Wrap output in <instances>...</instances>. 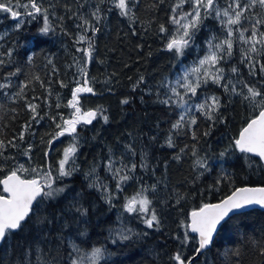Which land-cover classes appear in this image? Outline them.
<instances>
[{"label":"trees","instance_id":"16d2710c","mask_svg":"<svg viewBox=\"0 0 264 264\" xmlns=\"http://www.w3.org/2000/svg\"><path fill=\"white\" fill-rule=\"evenodd\" d=\"M19 2L23 5L28 0ZM38 2L48 10L50 32L46 36L38 32L43 26L42 15H24L22 7H15L16 0L11 6L22 13L19 29L17 19L0 11V84L7 85L0 89V179L21 166L27 171L18 174L25 178L35 176L33 169L50 171L56 178L53 187L64 191L53 198L37 199L39 204L34 203L22 230L0 244V264H71L69 254L72 258L77 255L73 245L79 247L81 255L93 247L106 248L110 255L106 254L99 264H175L170 257L178 250L190 258L197 248V238L189 233L194 239L182 244L188 229L181 222L188 223L192 210L220 201L235 187L264 186L261 161L234 147L239 131L259 108L231 92L234 85L237 92L247 95V84L264 93V73L259 65L256 74L250 75L247 62H242L251 43L239 39L240 30L248 29L244 33L247 38L252 24L264 20V7L253 5L252 0H239L242 8L245 4L249 7L244 9L240 24L231 26V57L211 49L224 56L216 65L224 70L223 79L218 84L211 80L202 84L195 97L189 93L186 98L193 107L188 116H195L197 123L173 129L183 109L162 101L172 95V87L183 93L176 81L209 54V41L219 44L229 38L221 20H227L224 9L234 16L228 7L233 0H216L214 7L221 10V17L216 18L213 11L203 19L181 56L166 48L177 34L171 18L179 0H128V16L121 15L115 0ZM97 7L98 22L92 16ZM177 11H191V5L185 3ZM83 19L99 31L93 33L89 28L84 33L77 27ZM161 26L165 32H161ZM257 27L264 32V24ZM81 34L92 38V58L87 63L83 49L88 41L76 42ZM256 47L261 48L259 44ZM249 55L264 64V49L260 55ZM82 67L87 69L93 93L80 94V107L82 112L97 111V116L90 124L77 125L75 139L65 134L53 140L60 118L70 119L74 111L66 105L77 81L83 82ZM233 67L238 72L233 73ZM195 78V74L189 76L190 80ZM225 84L229 90H225ZM212 96L219 98L220 107L209 120L194 105ZM124 100L128 103H122ZM29 104L37 105L39 115ZM193 133L197 139H193ZM73 144L76 152L65 165V170L73 169L71 175L59 177V161ZM110 159L113 168L122 169L120 175L130 177L119 189V176L114 178L108 168ZM132 164L135 170L128 171ZM93 183L96 186L90 187ZM142 189L151 201L150 209H155L158 227L148 228L145 214L128 213L124 208L127 200ZM0 194H4L1 185ZM77 208L85 209L86 214L81 215ZM121 228L140 235L120 241L117 230ZM262 253L264 210L250 209L226 218L213 244L193 264H264Z\"/></svg>","mask_w":264,"mask_h":264},{"label":"snow or ice","instance_id":"6c2138e0","mask_svg":"<svg viewBox=\"0 0 264 264\" xmlns=\"http://www.w3.org/2000/svg\"><path fill=\"white\" fill-rule=\"evenodd\" d=\"M216 0H179L177 5L173 8L172 23L177 25L176 35L172 36L166 48L169 51H174L177 56L183 55V50L189 45V42L192 40L195 35V30L198 29L199 25L203 22V19H206L214 11L216 18L221 17V10L214 7ZM185 3L191 5V11L187 12H178V9H182ZM258 3L261 7H264V0H252V4L255 5ZM12 0H0V11L10 13L14 19H17L16 28L19 29L23 21L20 19L22 13L14 10L11 6ZM16 8L22 7L25 12L24 15L29 17H35L36 15H42L43 17V26L38 29V32L46 36L50 32V24L48 20V10L42 8L38 0H28V3L21 5L19 0H16ZM115 7L120 10L121 15L128 16L130 13V8L128 7V0H115ZM234 12V16L230 14L228 9L223 10V16L227 17V20H221V23L227 27V39L223 40L219 44H212L209 41V54L206 55L203 59L199 60V65L192 68L189 71H185L183 75L176 81V85L179 88H183L184 91L181 93L177 90V87H172L170 89L171 96L168 99L162 101L165 104L175 103L178 108L183 109V112L179 115L177 121L172 125L173 129L182 128L185 123L190 127L197 123V118L195 116H188V113L191 112L193 104L190 103L188 94L190 93L192 97L197 96V89L201 87L202 84H207L209 80L212 83H219L223 79L222 68L216 67V65L224 59V56L218 54L217 51H212L211 49L215 48L220 52H223L226 56L231 57L233 52V36L232 25H239L243 15L244 9L249 7V4H245L243 8L239 0H233V4L228 6ZM31 9L29 11L28 9ZM201 9L204 10L203 15ZM236 9H240L237 11ZM99 8L92 13L94 19L99 21L100 17L97 15L99 13ZM264 24V20L257 19L251 27V35L245 38L244 33L248 31L247 28L239 31V39L245 43H251V47L244 53L243 61L247 62L250 72V75L256 74L257 65H259V71L264 73V64H261L259 60H256L254 57L250 56L249 53H256L257 55L261 54V49H264V32H261L257 25ZM77 27H82L84 33H87L89 28L92 32L95 33L99 31L95 25L91 24L87 19L82 20L81 25ZM161 32H165L166 29L161 26ZM259 35V39H257ZM92 38L88 37L86 34H81L77 43L88 41V47L83 49L85 57L87 58L86 63L92 58L93 44L91 42ZM259 44L261 48H257L256 45ZM226 46V48H225ZM80 49H78L79 51ZM31 60V56L28 57ZM2 63V61H0ZM207 66V67H205ZM201 69L203 72L201 73ZM81 75L84 77L81 84L80 81H77V86L73 89L71 94V99L67 102V107L74 109L71 113L70 119H64L61 117V123H57L56 127L59 129L58 132L53 136V140L58 139L59 137L64 136L65 134L72 135L75 139L74 134L77 132V125L84 123L90 124L97 116V111L88 110L83 111L80 107V94L82 93H93V88L89 86L90 81L87 78V69L82 67L79 69ZM233 73L238 72L236 67L231 69ZM195 74V80H190L189 76ZM14 75V73L10 74ZM142 79V78H141ZM229 83H231L229 81ZM66 86V85H61ZM7 87L5 84H0V89ZM247 88V95L241 92H237L235 86L231 88V92L237 95H242L244 100L250 101L253 103L254 108H259V112L253 118H251L245 127H243L238 135V138L234 141V147L238 149L241 153L252 154L259 157L261 160H264V93L256 88L255 85L249 87L247 84L244 85ZM225 90H229L228 84L224 85ZM19 95V93H18ZM175 97V99H173ZM257 97L261 99L256 100ZM209 99L211 103H209ZM122 103H128L127 100L122 101ZM197 111L202 112L207 119L212 120L214 118V113L218 111L220 107L219 98L212 96L210 98H205L203 102L194 105ZM28 107L31 111L37 113V105L29 104ZM57 107H60L57 104ZM34 115L33 119L36 118ZM55 120V117H52ZM103 119L107 122L108 117L104 116ZM208 133H205L207 135ZM23 139V134L20 136ZM193 139H197L195 133H193ZM12 143L11 141L9 142ZM49 146H51L52 141L50 140ZM168 144L170 147L173 146L171 137L168 139ZM12 146H15L14 144ZM3 147V141H0V148ZM76 152V145L66 148L64 150L63 158L59 161L58 174L59 177L69 176L73 169L65 170V165L68 164L70 157L74 156ZM195 154V153H194ZM2 155V153H0ZM224 153H221L223 156ZM179 159V157H176ZM74 163V160H73ZM145 165H142V167ZM108 168L113 173V177L116 178L119 176L117 182V188H120L121 182L128 180L130 177L127 174L120 175L122 172L121 168H113V161L110 159L108 162ZM127 168V166H125ZM136 168L135 164L131 165V168L128 171H134ZM27 171L21 166L19 169H13L8 175L3 179H0V185H3V192L6 195H0V244L7 243L8 238L11 234L22 230L24 224L27 222L30 213L33 211L34 202L39 204L37 197L43 196L47 198H53L54 196L62 193L63 188L53 187L55 179L52 176L50 171L41 172L38 169H33L35 173L33 178H22L21 175H18V172ZM95 172V169H93ZM92 173H89L91 175ZM90 187H95V183L90 184ZM102 187H106L103 186ZM47 189V190H45ZM154 189V186H153ZM146 189H142L136 195L132 196L127 200L124 205L125 210L128 213H143L145 214L144 223L148 228H153L159 226V220L156 215L155 209H150L151 201L148 199L144 192ZM108 202L111 203V196L108 197ZM259 205L264 207V187H235L231 191V194L226 195L218 203H204L199 208L194 209L190 212L189 218L190 222L186 223L181 222L182 226H185L190 233L196 234L198 237V247L195 249L196 253L200 254L203 250L208 249L214 240L215 234H217L218 229L223 228L224 223H226V218L229 217L230 213H233L237 210L244 209L247 206ZM77 211L81 215L86 214V210L82 208H77ZM140 234L133 232L131 229H118L117 238L120 241H129L132 240L133 236H139ZM144 235H147L145 233ZM194 239V237L189 235V232L184 233V238L181 241L182 244H186L189 240ZM113 243H116V238L112 239ZM73 250L77 254L75 258H72L71 253L69 254L71 264H84L85 261L88 264H99V261L105 259L107 249L103 247H93L90 253H85L84 255L80 254V249L78 246L73 245ZM237 256L238 252L235 253ZM264 254V253H262ZM225 256L228 255L226 252ZM175 264H193L192 258L185 257L181 251H177L175 255L170 257Z\"/></svg>","mask_w":264,"mask_h":264},{"label":"water","instance_id":"95a60500","mask_svg":"<svg viewBox=\"0 0 264 264\" xmlns=\"http://www.w3.org/2000/svg\"><path fill=\"white\" fill-rule=\"evenodd\" d=\"M258 114V113H257ZM256 114V115H257ZM247 124V123H246ZM246 124L243 126V127H245L246 126ZM242 127V128H243ZM241 128V129H242ZM241 131V130H240ZM240 131H239V133H240ZM239 133H238V135H239ZM237 138H238V136H237ZM248 155H250V156H253V157H256V158H258L260 161H261V163L264 165V160H261L259 157H257V156H254V155H252V154H248ZM9 174V173H8ZM7 174V175H8ZM18 175H20V174H18ZM5 177V176H4ZM3 177V178H4ZM22 177V176H21ZM2 178V179H3ZM22 178H25V177H22ZM2 186V190H3V185H1ZM240 187H264L263 185H244V186H240ZM4 193V192H3ZM231 194V193H230ZM0 195H6L5 193L4 194H0ZM39 197H37V199H38ZM219 201H216V202H210V203H218ZM35 203V202H34ZM250 209H260V210H264V207H261V206H259V205H251V206H247V207H245L244 209H241V210H237V211H235V212H233V213H230V215L229 216H231V215H234V214H237V213H241V212H245V211H248V210H250ZM190 214V213H189ZM188 222H190V218H189V220H188ZM189 231V233H190V230H188ZM190 234H192V235H194V236H196V234H194V233H190ZM196 238H197V247H198V237L196 236ZM205 250H203V252H204ZM202 252V253H203ZM201 254V253H200ZM200 254H198V253H196V251H195V253L190 257V258H192V260H193V263H194V261H195V258L198 256V255H200Z\"/></svg>","mask_w":264,"mask_h":264},{"label":"rangeland","instance_id":"374dc122","mask_svg":"<svg viewBox=\"0 0 264 264\" xmlns=\"http://www.w3.org/2000/svg\"><path fill=\"white\" fill-rule=\"evenodd\" d=\"M90 252H91V251H87L86 253H90ZM84 264H88V262H87V261H85V262H84Z\"/></svg>","mask_w":264,"mask_h":264}]
</instances>
